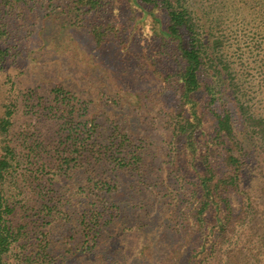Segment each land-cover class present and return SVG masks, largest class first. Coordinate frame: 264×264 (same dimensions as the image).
Segmentation results:
<instances>
[{"label":"trees","instance_id":"trees-1","mask_svg":"<svg viewBox=\"0 0 264 264\" xmlns=\"http://www.w3.org/2000/svg\"><path fill=\"white\" fill-rule=\"evenodd\" d=\"M211 5L206 0H0V65L22 57L31 36L40 42L37 49L44 46L47 23L80 29L92 51L113 45L119 66L129 62L140 77L153 79L165 135L156 144L143 114L135 122L100 97L56 86L49 96H23L31 108L37 106L35 115L55 126L48 144L39 131L12 133L13 111L5 106L0 264H66L74 255L98 256L115 222H129L150 237L140 247L142 256L156 247L158 236L167 239L170 264H214L222 256L224 239L255 211L257 188L249 184L253 175L259 179L264 173L252 150L257 140L264 146V47L247 53L260 64L252 66L241 56L236 61L239 53L234 45L227 49L222 33L236 9L217 16ZM259 11L264 16V6ZM44 173L50 176L46 181ZM26 185L33 186V196L18 199ZM27 211L33 218H24ZM54 229L60 236H53ZM113 236L115 245L121 231Z\"/></svg>","mask_w":264,"mask_h":264},{"label":"rangeland","instance_id":"rangeland-1","mask_svg":"<svg viewBox=\"0 0 264 264\" xmlns=\"http://www.w3.org/2000/svg\"><path fill=\"white\" fill-rule=\"evenodd\" d=\"M206 1L212 4L211 8L217 16L236 9L237 15L226 18L227 25L222 30L223 32L221 31L224 34L225 46L229 49L234 45L233 52L239 53L235 56L236 61L237 56L238 58L241 56L244 60L247 59L252 66L256 65L258 61L252 60L253 58L248 57L247 53L251 49H256L257 46L261 52L263 51L264 34L261 29L264 28V16L259 10L260 6H264V0ZM220 2L225 4V8L219 4ZM256 3H259L260 6L257 7ZM228 24L229 29H226ZM37 30L34 27V32ZM43 37L45 39L44 46L40 49H37L40 42L31 36L21 48L23 58L18 57L13 60L8 57L0 65V117L4 107H10V110L13 111L10 120L12 133L20 134L27 130H35L41 133V137L46 143L53 142L55 126L44 116L39 118L38 114L35 115L34 111L37 106H34V109L31 108V102H27L29 98H23V96L28 92H34L38 96H49L52 88L61 86L88 93L95 100L100 97L115 110L117 108L118 111L130 114L135 122L143 114L147 117L143 121H148L144 122V128L151 134L152 141L156 144L162 142L165 135L161 130V100L155 93L157 91L156 85L152 82L153 79L145 78L143 75L140 77L141 73H138L131 64L129 66V62L119 66L113 45L106 46L102 50L92 51L93 47L89 37L80 29L69 26L66 29H59L57 24L47 23ZM256 53L259 52L253 51L252 54L256 55ZM260 55H262L263 61L264 54ZM255 70L253 69V74L258 77ZM112 99L115 104L112 103ZM137 101L139 105L136 108ZM29 109L33 112H30ZM133 125L137 126V123ZM259 144L260 142L257 140L252 150L255 152L256 162L264 168V146ZM25 174L35 177V174L30 175L27 172ZM48 174H42L43 181L50 178ZM258 176L259 179L253 175L252 187L249 184V189L257 188L252 201L255 211L248 213L245 223H238L233 233L224 239L223 254L214 264H228L229 261L232 263L234 258L240 262L239 264H264V245L262 244L264 241V173L263 175L258 174ZM257 180L261 182L258 183ZM30 181L26 183L28 184ZM25 190L27 191L24 192ZM32 196L33 186L26 185L18 199L24 198L25 200ZM23 214L27 220L30 219L28 217L33 218V213L29 211ZM114 226L113 231L105 232L106 236L107 234L112 237L114 234L118 236L121 231L122 238H119L120 240H117L114 245L113 240L116 237H108L100 254H97L102 258L96 254L89 257L74 255L67 259L66 264H170L172 262L170 254H167V239L165 242L163 237H155L157 240L153 239V241L160 240V242L150 253H144L142 256L139 254L140 247L142 244H146L147 238L150 239V237L140 234V231L135 230L134 225L129 222L121 223V225L115 222ZM124 227L127 228L125 232L122 231ZM53 236H60V232L54 229ZM251 238L253 240L249 243L248 240ZM120 243L121 246H119ZM242 243L243 246H241ZM108 246H111L110 249H106ZM55 248L57 250L58 247ZM165 249L167 252H164ZM236 250L238 253H235Z\"/></svg>","mask_w":264,"mask_h":264}]
</instances>
